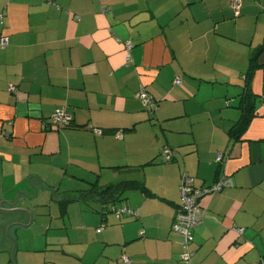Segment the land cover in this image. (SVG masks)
Here are the masks:
<instances>
[{"label":"crops","instance_id":"0c3cea01","mask_svg":"<svg viewBox=\"0 0 264 264\" xmlns=\"http://www.w3.org/2000/svg\"><path fill=\"white\" fill-rule=\"evenodd\" d=\"M2 37L0 264H264V0H0ZM184 172L231 182L200 199L189 262L172 228ZM122 181L139 186L81 195Z\"/></svg>","mask_w":264,"mask_h":264},{"label":"built area","instance_id":"2783aa9c","mask_svg":"<svg viewBox=\"0 0 264 264\" xmlns=\"http://www.w3.org/2000/svg\"><path fill=\"white\" fill-rule=\"evenodd\" d=\"M231 5L238 13L241 0H231ZM8 43L9 41L6 37L0 38V48L8 45ZM127 46L128 48L130 47L129 44ZM175 82L179 84L181 80L178 78ZM12 89L15 90L16 88L12 87ZM137 97L143 101L150 112H155L157 107L156 99L144 87H141L137 92ZM50 119L51 124L58 128L70 126L73 122V116L65 108L57 109ZM161 156L166 161L171 160L173 158V148L170 146L163 147ZM224 158V153L217 151L215 161L218 164H222ZM228 186H231L230 180L227 177H221L211 185L197 187L194 183V177L185 172L183 173L180 185V205L175 214L172 228L183 235L184 251L181 254V258L184 261L189 262L191 260L193 251L190 249V245L193 241V231L207 216L206 209L200 205V199L208 193L221 191ZM117 213L118 216L122 213L138 215V211L130 207L121 208L117 210ZM238 230V232H241L243 229L239 228ZM123 258L125 262H129V258L126 255Z\"/></svg>","mask_w":264,"mask_h":264},{"label":"trees","instance_id":"16d2710c","mask_svg":"<svg viewBox=\"0 0 264 264\" xmlns=\"http://www.w3.org/2000/svg\"><path fill=\"white\" fill-rule=\"evenodd\" d=\"M253 67L254 66L252 65V68ZM250 96L251 95L247 93L243 97V101L245 103L243 105V118L238 124L239 126L237 127V130H236L237 133H240L244 129V127L247 125V123L251 120V118L255 115L253 111L254 106L252 105L253 107H251V105L249 104ZM137 186H139V182H136V181H122L120 183L108 184L104 187L93 185L90 189L83 191L81 195L96 197L100 199L102 202L107 203V202H113L115 200H118L122 192L126 188H133Z\"/></svg>","mask_w":264,"mask_h":264},{"label":"rangeland","instance_id":"374dc122","mask_svg":"<svg viewBox=\"0 0 264 264\" xmlns=\"http://www.w3.org/2000/svg\"><path fill=\"white\" fill-rule=\"evenodd\" d=\"M122 201V200H121ZM123 203V202H121ZM52 209V208H50ZM119 210V209H117ZM36 212V211H35ZM40 212L42 214V212H48L46 211V209H40ZM50 213V212H49ZM116 213V212H115ZM15 216L17 217V213L15 212L13 217L15 218ZM44 215H42L41 217H43ZM18 218V217H17ZM41 219V218H40ZM17 220V219H15ZM38 220L35 221V223L33 225H29V226H25V225H17V226H13V230L14 228L17 230V234H18V237L20 239V241L22 240H25L26 238H28L30 235H32L33 233H36V232H39L40 231V226L37 222ZM15 222H19V221H15ZM4 230V227L3 226H0V231H3Z\"/></svg>","mask_w":264,"mask_h":264},{"label":"water","instance_id":"95a60500","mask_svg":"<svg viewBox=\"0 0 264 264\" xmlns=\"http://www.w3.org/2000/svg\"><path fill=\"white\" fill-rule=\"evenodd\" d=\"M4 210H8V209H4ZM10 210L15 211V210H17V209L14 208V209H10ZM25 211L30 213V211L27 210V209H26Z\"/></svg>","mask_w":264,"mask_h":264}]
</instances>
